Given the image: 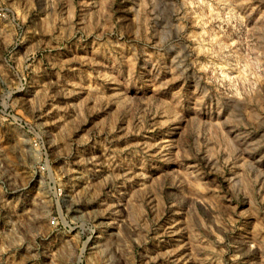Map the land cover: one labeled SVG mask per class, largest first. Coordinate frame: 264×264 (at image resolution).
I'll return each mask as SVG.
<instances>
[{"label": "rangeland", "instance_id": "374dc122", "mask_svg": "<svg viewBox=\"0 0 264 264\" xmlns=\"http://www.w3.org/2000/svg\"><path fill=\"white\" fill-rule=\"evenodd\" d=\"M0 264H264V0H0Z\"/></svg>", "mask_w": 264, "mask_h": 264}]
</instances>
